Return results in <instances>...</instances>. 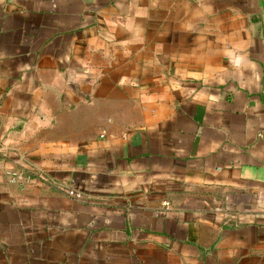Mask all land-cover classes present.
I'll return each mask as SVG.
<instances>
[{
    "label": "crops",
    "instance_id": "crops-1",
    "mask_svg": "<svg viewBox=\"0 0 264 264\" xmlns=\"http://www.w3.org/2000/svg\"><path fill=\"white\" fill-rule=\"evenodd\" d=\"M0 264H264V0H0Z\"/></svg>",
    "mask_w": 264,
    "mask_h": 264
},
{
    "label": "rangeland",
    "instance_id": "rangeland-1",
    "mask_svg": "<svg viewBox=\"0 0 264 264\" xmlns=\"http://www.w3.org/2000/svg\"><path fill=\"white\" fill-rule=\"evenodd\" d=\"M12 172H21V173H23V175L25 176V181L28 179V177L26 176L27 175V173L25 172V170L23 169V168H19V167H14V168H10L9 170H7L6 171V176H7V179H8V182L9 183H12V184H15V182H12L11 180H10V173H12ZM24 182V181H23ZM23 182H21V183H23ZM20 182H18V183H16V184H19Z\"/></svg>",
    "mask_w": 264,
    "mask_h": 264
},
{
    "label": "built area",
    "instance_id": "built-area-1",
    "mask_svg": "<svg viewBox=\"0 0 264 264\" xmlns=\"http://www.w3.org/2000/svg\"><path fill=\"white\" fill-rule=\"evenodd\" d=\"M25 176L21 172H12L10 173V180L12 182L18 183V182H23L25 181Z\"/></svg>",
    "mask_w": 264,
    "mask_h": 264
}]
</instances>
